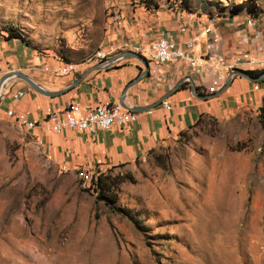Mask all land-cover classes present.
Instances as JSON below:
<instances>
[{"label":"rangeland","instance_id":"374dc122","mask_svg":"<svg viewBox=\"0 0 264 264\" xmlns=\"http://www.w3.org/2000/svg\"><path fill=\"white\" fill-rule=\"evenodd\" d=\"M173 9L213 22L226 47L263 53L264 0H0V73L14 71L11 55L30 69L40 65L28 58L114 57L121 38ZM9 29L26 43L10 41ZM253 84L90 181L51 160L0 105V264H264V82ZM99 172L110 178L104 198Z\"/></svg>","mask_w":264,"mask_h":264},{"label":"crops","instance_id":"0c3cea01","mask_svg":"<svg viewBox=\"0 0 264 264\" xmlns=\"http://www.w3.org/2000/svg\"><path fill=\"white\" fill-rule=\"evenodd\" d=\"M169 19L173 20L172 23L169 22ZM183 22H187L184 32L181 31L182 23L176 16L170 13L160 14L156 17L155 26H153V21H150L152 24L140 28V34L137 35V38L134 37L135 35L121 38V43L116 48L120 51H116L118 55L129 51L136 52L135 49L139 45L149 44L150 30L153 27H160L169 30L179 45L186 50L189 49L186 41L197 38L198 49L206 53L207 38L203 29L209 26V21L206 22L205 19L198 18L194 22L192 18L191 20L184 19ZM214 32L219 37L218 52L227 60L232 59L233 62V59L237 57L243 58L248 55V57L254 58L264 53V48H261L263 50L261 54L254 53V51L250 52L246 50V44L241 47L238 44H234L231 48L226 47L221 35L215 28ZM3 50H6L5 46H3ZM233 51L235 54L232 53ZM3 53L0 46V66H2L1 59H4ZM26 57L27 53H25L22 62ZM109 58L113 57L110 56ZM10 59L15 64V69L12 70L26 73L44 89L66 91L58 97H47L35 92L23 81L12 80L8 85L12 93L7 94L6 90L0 105L3 109L12 111L15 118H19V121H27L37 125L32 129L25 127L38 142L44 141L42 148L51 160L67 170H85L86 173L91 174L93 173L91 171L128 165L146 156L171 136L179 134L198 122L204 114L219 111L220 103L226 102L225 106L229 107V100L240 98L245 89L251 87L252 82L243 77L235 76L229 83L230 81H226L228 75V67L226 66L202 67L198 72V68H190L184 63L158 64L147 59L150 66L148 76L128 90L124 102L130 107H147L157 103L172 92L163 101V103L166 101L171 105L170 110L166 109L162 103L150 111L135 112L137 114L136 122L125 127H115L110 131L78 133L74 130H66L58 133L49 119L51 113L72 111L76 115L83 112L86 107H96L106 103L120 104L127 85L144 72L143 64L134 58L120 59L108 69L90 73L80 84L72 87L85 72L96 66H101L99 62L82 63L76 74L56 77L52 74V69L67 63L66 61L41 62L39 59L31 58L30 60L28 58L26 62L29 64L32 62L36 66L40 65L38 68L30 69L25 61L22 64L23 67H18L21 62L19 63L20 60L16 55H11ZM204 69L207 77L202 73ZM254 70L255 68L249 65H242L237 69L239 72ZM2 76L3 74L0 73V79ZM235 81H237L238 87L239 85L241 87L234 93H226ZM215 82H218V85L214 92H210L209 89L214 86ZM262 82L264 81L254 82L257 83V87L253 84V90H259V84ZM192 84L197 94L210 97L200 99L195 96L192 92ZM178 86L179 88L176 89ZM19 92H23L24 95L18 96Z\"/></svg>","mask_w":264,"mask_h":264},{"label":"built area","instance_id":"2783aa9c","mask_svg":"<svg viewBox=\"0 0 264 264\" xmlns=\"http://www.w3.org/2000/svg\"><path fill=\"white\" fill-rule=\"evenodd\" d=\"M172 13L178 17L181 25V31L184 32L187 22L184 21V17L179 15L177 9H173ZM249 26H254L253 21H248ZM213 22L209 26L203 29V32L207 38V52L203 53L201 49H198V39L191 38L186 41L188 50L184 49L176 41L175 37L169 30L162 29L160 27H153L150 30L151 39L147 45H139L135 50L138 54L146 57L149 61H155L158 64H174L184 63L190 68H212L216 66L228 67V75L226 81L233 79L239 71L242 65H249L252 68L264 70V53L250 58L245 55L243 58L225 59L219 54L218 35L214 32ZM109 55L99 50L92 58L85 61L86 63L92 61H98L101 66H107L109 64ZM84 62V63H85ZM80 64L74 62H67L59 67L52 69V74L56 77H66L74 75L79 71ZM207 77L206 70L202 72ZM218 82L211 86L209 91L214 92ZM23 92H19L18 96H23ZM17 97V96H16ZM164 107L168 110L171 109V105L168 102H164ZM9 115L15 116L10 111ZM50 121L53 124L54 129L58 133L65 132L66 130H74L78 133L97 131H110L115 127H125L131 123L137 121V114L135 112L125 109L122 105L117 103H106L96 107H86L83 112L74 114L72 111H56L50 114ZM15 120L22 126H27L29 129L37 127L36 124L29 123L27 121L21 122L19 118ZM44 141L40 140L39 144L43 145ZM94 174L86 173L87 180L93 179ZM99 175V174H97Z\"/></svg>","mask_w":264,"mask_h":264},{"label":"water","instance_id":"95a60500","mask_svg":"<svg viewBox=\"0 0 264 264\" xmlns=\"http://www.w3.org/2000/svg\"><path fill=\"white\" fill-rule=\"evenodd\" d=\"M126 58H134V59H137L138 61H140L145 70L142 74H140V76L134 80H132L128 85L127 87L125 88L123 94H122V98H121V101H120V104L127 110L129 111H133V112H147V111H150L152 109H155L156 107H158L159 105H161L163 103L164 100H166L171 93H169L167 96L163 97L160 101H158L157 103L151 105V106H147V107H130V106H127L125 104V98H126V95H127V92L128 90L133 87L134 85H136L138 82L142 81L146 76H148L149 74V70H150V66H149V61L147 60L146 57L136 53V52H125L123 54H120V55H117L113 58H111L109 60V64L107 66H104V67H101V66H96L95 68L93 69H90L88 70L87 72H85L74 84L72 87H76L78 84H80L82 82V80L88 76L90 73L96 71V70H102V69H108L109 67H111L113 64H115V62L119 61L120 59H126ZM237 76H240V77H243L249 81H252V82H260L261 80L264 79V72L262 73V75L260 77H253L251 75H248L245 71H240L238 73H236ZM20 80V81H23L25 82L32 90H34L35 92L41 94V95H44V96H47V97H58L60 95H62L63 93H65L66 90H62V91H48L46 89H44L42 86H40L39 84H37L29 75H27L26 73L24 72H20V71H11V72H8L6 74H4L1 79H0V100L1 98L3 97V93H4V90L7 89L8 85L11 83L12 80ZM232 79L230 80L229 83H231ZM192 92L195 96H197L198 98L200 99H206L210 96H203V95H199L197 94L196 92V89L194 87V85L192 84ZM178 87H176V89H178Z\"/></svg>","mask_w":264,"mask_h":264},{"label":"trees","instance_id":"16d2710c","mask_svg":"<svg viewBox=\"0 0 264 264\" xmlns=\"http://www.w3.org/2000/svg\"><path fill=\"white\" fill-rule=\"evenodd\" d=\"M184 2V1H183ZM186 4V2H184ZM8 38L11 39H18L23 43H26V40L24 37H22V35L20 33H18L17 31H15L14 29H9L8 30ZM246 73L248 75L254 76V77H259L263 72L257 73L255 71H246ZM94 178V176H93ZM109 176L108 175H104V174H99L98 176H96L95 180L93 181L94 184H96V186L101 190L100 191V197L104 198V190L107 188V184H108V180H109ZM103 194V195H102ZM113 210L116 211V209L113 207Z\"/></svg>","mask_w":264,"mask_h":264},{"label":"flooded vegetation","instance_id":"af4514ba","mask_svg":"<svg viewBox=\"0 0 264 264\" xmlns=\"http://www.w3.org/2000/svg\"><path fill=\"white\" fill-rule=\"evenodd\" d=\"M261 75H262V74H261ZM261 75H260V76H261ZM260 76H259V77H260ZM253 77H254V76H253ZM255 78H256V77H255ZM261 81H264V79H263V80H261Z\"/></svg>","mask_w":264,"mask_h":264},{"label":"bare ground","instance_id":"6f19581e","mask_svg":"<svg viewBox=\"0 0 264 264\" xmlns=\"http://www.w3.org/2000/svg\"><path fill=\"white\" fill-rule=\"evenodd\" d=\"M6 90H4V92H5Z\"/></svg>","mask_w":264,"mask_h":264}]
</instances>
